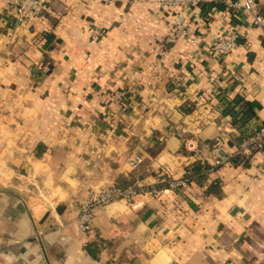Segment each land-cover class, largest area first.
I'll use <instances>...</instances> for the list:
<instances>
[{
	"label": "crops",
	"instance_id": "crops-1",
	"mask_svg": "<svg viewBox=\"0 0 264 264\" xmlns=\"http://www.w3.org/2000/svg\"><path fill=\"white\" fill-rule=\"evenodd\" d=\"M231 1L199 9L210 20L193 22L196 43L168 45L172 21L189 19L157 0H50L27 23L0 0V264H264V154L150 193L264 124V26L232 19ZM230 24L243 36L220 59L213 33ZM127 87L112 123L110 94ZM246 101L255 115L240 130L224 111ZM130 183L147 193L98 209L80 231L90 194Z\"/></svg>",
	"mask_w": 264,
	"mask_h": 264
},
{
	"label": "built area",
	"instance_id": "built-area-1",
	"mask_svg": "<svg viewBox=\"0 0 264 264\" xmlns=\"http://www.w3.org/2000/svg\"><path fill=\"white\" fill-rule=\"evenodd\" d=\"M50 0H3L6 13L14 20L21 23H27L30 20L37 19L43 15ZM115 1V0H105ZM208 2L220 3V0H157V3L166 10L179 12L183 16H187L188 23L175 18L172 21L171 32L166 38L165 42L172 45L183 37L190 35L193 43L199 40L197 29L193 26L196 22L200 27H206L207 22L199 18V7ZM227 10L229 15L234 18H240V13L243 14L247 21L252 22L254 25L263 27L264 18L259 12V8L255 0H234L227 2ZM92 37L96 38L101 33L98 31L91 32ZM243 35L240 32V27L230 24L228 27L217 28L213 33L214 43L212 46L213 52L221 59L230 55L238 46L239 41ZM133 90L129 87L118 88L110 94L111 103L115 104L117 111H108V118L110 122H115L118 119L120 108L124 107L129 95ZM222 138H216L215 143L218 148L224 144ZM186 148L193 150V143L185 144ZM256 153L264 154V124L253 128V133L250 137L243 140L237 147L235 153L229 154L225 157L216 158L213 167H219L231 161L235 157H240L242 160H251L252 156ZM143 158L141 156H130L128 163L131 167L136 168L141 164ZM244 162V161H243ZM185 171V174L178 179H170L167 182V187L158 189L153 188L150 190L155 196L160 195L163 191H178L189 190L194 182V176ZM147 193L143 186L134 184L127 188H121L113 185L102 188L89 195L81 203L80 213L77 215L75 221L81 232L90 234L92 232V222L96 215V211L105 208L109 204L116 201H126L129 205H134L135 198L141 194Z\"/></svg>",
	"mask_w": 264,
	"mask_h": 264
},
{
	"label": "trees",
	"instance_id": "trees-1",
	"mask_svg": "<svg viewBox=\"0 0 264 264\" xmlns=\"http://www.w3.org/2000/svg\"><path fill=\"white\" fill-rule=\"evenodd\" d=\"M206 5H210L211 8H214V7H217V8H221L223 9L224 7H222L221 4L219 3H215V2H208V3H204L202 4L199 9H201L203 6H206ZM206 22L210 20L209 16L206 17ZM239 101V100H237ZM242 102V101H241ZM243 107L244 109H241L240 110H235V106L233 105L232 107L230 106V104H227V110L224 111V114H227V115H230L232 117V125L233 126H236L238 127L240 130L242 129V127L246 124V122H248V120L255 115L254 113V108H255V104L254 103H251V102H244L243 103ZM194 109V106L191 105V104H186L185 107H183L181 109V112L185 115L189 114L192 110ZM253 133V129H251L244 137L240 138L239 140H236L234 142H229L231 145H234L235 147H238V145L245 139H247L248 137H250ZM234 143V144H232ZM244 161V162H243ZM249 160L247 159L246 161L245 160H242L240 159V157H235L231 163L233 165H244V166H247L249 164ZM220 167V166H219ZM219 167H213L212 165L208 164L207 162H195L193 163L191 166H189L186 171L189 172L190 174L189 175H192V176H196L198 174H203V175H206L208 174L209 172H213L215 171L217 168ZM169 180H166L164 184H161V186L158 188L157 186H155V188H158V189H162V188H165L167 187V182ZM132 183L126 185V186H120V185H117L121 188H127L128 186H131ZM153 189V188H151Z\"/></svg>",
	"mask_w": 264,
	"mask_h": 264
}]
</instances>
